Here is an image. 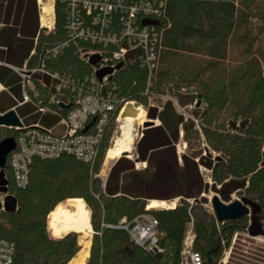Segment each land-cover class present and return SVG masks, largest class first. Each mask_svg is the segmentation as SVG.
Here are the masks:
<instances>
[{
    "label": "trees",
    "instance_id": "1",
    "mask_svg": "<svg viewBox=\"0 0 264 264\" xmlns=\"http://www.w3.org/2000/svg\"><path fill=\"white\" fill-rule=\"evenodd\" d=\"M96 2L113 6L104 37H116L119 47L86 40L68 29L75 5L80 27L99 31L101 24L95 21L104 14L93 6ZM48 5L54 8V29L41 30L27 68H43L71 86L58 94L57 83L51 86L50 78L36 76L38 96L30 95L38 112L46 109L65 117L79 92L93 88L114 110L93 164L66 155L34 158L24 187L15 184L11 168L20 132L0 129V144H14L0 166V195L5 196L0 240L14 245L12 264H69L75 257L70 264H180L190 229L202 264H218L234 237L247 233L250 224L249 217L219 223L205 207L208 199L202 195L209 191L225 203L237 195L255 206L264 231V0H50ZM145 5L157 11H140L136 24L148 31L152 71L145 52L131 50L123 40L124 8ZM120 48L128 52L115 60ZM86 52L102 56L86 58ZM167 96L181 107L194 106L189 113L193 118L180 114L171 99L161 109L151 104ZM126 103L141 106L160 125L143 130L137 141L136 161L145 163L144 169L122 157L103 180L100 173ZM181 139L186 149L179 155ZM199 166L211 171L212 186L202 179ZM176 199L172 209H147L152 200ZM143 214L157 222L160 254L147 252L119 228L123 220L132 222ZM53 218H61L53 221L55 234L71 233L55 237ZM77 233L82 242L93 233L92 244L81 250ZM233 255L228 264H233Z\"/></svg>",
    "mask_w": 264,
    "mask_h": 264
},
{
    "label": "built area",
    "instance_id": "2",
    "mask_svg": "<svg viewBox=\"0 0 264 264\" xmlns=\"http://www.w3.org/2000/svg\"><path fill=\"white\" fill-rule=\"evenodd\" d=\"M93 6L95 8L100 7V10L104 14L102 18H96L95 21L96 24H101L99 31L80 27L82 23L79 22V14L75 11V5L72 6L69 14L68 29L70 32L75 31L78 33L79 37L86 40L91 39L99 43L117 45L118 40L116 37H104V28L108 24L106 15H109L113 11V6L106 3L100 5L97 2L94 3ZM124 9L128 16L121 18L125 25L123 40L128 42L131 50L141 48L145 52L146 62L149 65L148 68L152 71L154 68L152 64L154 58L153 55L148 52L150 42L148 31L140 30L136 24L137 14L140 11H143L145 14L157 13V11H154L150 5H145L144 7L132 6ZM134 43L137 45L134 46ZM117 47H119V45H117ZM127 52V48H120L119 52L114 53L113 58L115 60H121L125 57ZM91 55L102 56L101 53L97 52H86L83 54L86 58H89ZM108 61V59L104 60V62ZM15 71L21 78L24 103L32 101L30 91L34 93L35 97L38 96L34 88L36 76H46L50 78L52 81L51 86L57 83L56 90L58 94L71 86L66 78L51 74L43 68L30 70L25 67L16 69ZM106 80L107 78L104 79V81ZM77 97L78 99L75 101L76 105L71 108L67 116L63 117L57 113H51L46 109H40L39 112L45 115L44 119L42 115L37 124L30 127L22 126V128L18 129L20 135L17 141V151L11 159L14 182L18 187L27 185L29 180V165L34 158L50 160L66 155L72 156L87 164H93L97 160L101 140L108 120V114L114 110V106L111 103L105 102L101 95L96 92L95 88L92 89L91 93L86 92L84 94L83 91H80ZM55 99L56 96H53L51 102H55ZM56 103L61 104L62 101H56ZM53 116H55L56 119L52 118ZM51 119L57 120V123L55 126L48 128ZM90 123L91 125H89ZM64 126L65 128L63 129ZM87 127H89V129L85 132ZM199 170L205 183H211V171L203 166H200ZM2 197L3 200L0 207L4 208L5 196L2 195ZM119 228L125 230L132 242L142 247L147 252L155 255L162 253V250L158 248L159 235L157 231V222L149 214L140 215L132 222L123 220ZM189 238H192L191 241H189ZM194 239L193 231L190 229L184 241L180 264H202L201 255L193 250ZM13 257L14 245L0 240V264H12Z\"/></svg>",
    "mask_w": 264,
    "mask_h": 264
},
{
    "label": "crops",
    "instance_id": "3",
    "mask_svg": "<svg viewBox=\"0 0 264 264\" xmlns=\"http://www.w3.org/2000/svg\"><path fill=\"white\" fill-rule=\"evenodd\" d=\"M44 1L47 9L52 10L48 12L50 13L51 26L43 25L41 17L42 0H0V114L4 115L10 111H14L23 127L37 124L40 120V114L35 101L32 100L29 103L23 102L21 78L15 70L28 67L31 58L35 54L41 30L52 31L54 29V8L51 9L48 5L50 0ZM38 78L44 79L40 76ZM50 84L52 83L50 82ZM148 121L155 122L154 126L160 125L159 121L150 119ZM10 130L19 132L18 129ZM181 141L183 140L181 139ZM136 162L139 163L138 161ZM142 164L146 167L145 163ZM174 201L177 203L178 199ZM55 219L60 218H53L51 221V231L55 237H63L65 234L71 232H66L63 235L55 234L52 228ZM189 239L191 240L192 238Z\"/></svg>",
    "mask_w": 264,
    "mask_h": 264
},
{
    "label": "rangeland",
    "instance_id": "4",
    "mask_svg": "<svg viewBox=\"0 0 264 264\" xmlns=\"http://www.w3.org/2000/svg\"><path fill=\"white\" fill-rule=\"evenodd\" d=\"M42 6H41V17H42L43 25L51 26L52 23H51V19H50V16H49L50 13H48V12H51L52 10L50 11V10L47 9V5H46L44 0H42ZM58 98L61 99V100H67L65 97L62 98L61 95ZM168 99L172 100L173 104L175 105L177 111L180 114H183L186 117H192L193 118V115H189V113H191L194 110V106L181 107L179 101L176 98H169L168 96L167 97H162V98H159V99H157L155 101H152L151 104L153 106L159 107L161 109V107L164 105V103ZM134 104L136 106H138L136 103H134ZM128 105L129 104H126L124 106L123 110L126 109ZM143 110L145 111V119L142 122V124L137 125L135 127V138H134V148L135 149H134V151L132 153H129L126 156H123L125 154V152L122 153V157L128 158L129 160L133 161L135 163V165H136V169H139V170L145 168L144 164L136 162L137 158H136V151H135L136 150L137 141L141 138V132L144 129L143 128L144 123L148 121L147 111L144 108H143ZM122 111H121V113L118 116L117 126H116V129H115L113 138L111 140V145L112 146H114V143H115L116 139L120 136V133H121L119 119H120V117H121V115L123 113ZM39 114H40V118H41L43 114L42 113H39ZM56 123H57V120L51 119L50 123L48 124V128H51V127L55 126ZM64 128H65V126L63 127V129ZM177 149H178V153L180 155L185 152L186 145L184 144L183 141H181L178 144ZM122 157L119 156V158H117L116 161L110 163L108 167L105 166V164H103V168H102L101 173H100V177L103 180H105L108 177V174H109L112 166ZM208 184L210 186H212L213 183L211 181V183L208 182ZM214 196H218V195L215 194L213 191H209V192L205 193V195L203 196L204 198L208 199V203L205 204V207L208 208L212 212H213V210H212L211 200H212V198ZM2 200H3V197H2V195H0V206H1ZM237 200L244 201L243 199H241L237 195H233L231 200H230V202H227V203L223 202V203L228 205V204H231V203H233V202H235ZM175 203H176V201H175ZM251 207L252 206H250V208ZM253 219L255 220V225L250 230V228L252 226V220ZM261 221H262V215H261V213L259 211L256 212L255 214L252 213L251 216L249 217L250 228H248L247 233L239 234V237L237 239H236V237H234L231 248L229 250L225 251L221 261L218 264H228L232 254H234L233 255V260H232L233 264H264V231L261 229ZM250 231L253 234H255L256 236L255 237L250 236ZM78 235H79V244H80V242H82V239H81L82 236H80V234H78ZM92 238H93V235L91 236V240H92ZM85 240H87V239H83V242ZM89 240H90V237H89ZM236 242H238L237 246H236ZM234 246H236L235 250H233ZM234 251H235V253H234ZM258 261H262L263 263H257ZM245 262H247V263H245Z\"/></svg>",
    "mask_w": 264,
    "mask_h": 264
},
{
    "label": "water",
    "instance_id": "5",
    "mask_svg": "<svg viewBox=\"0 0 264 264\" xmlns=\"http://www.w3.org/2000/svg\"><path fill=\"white\" fill-rule=\"evenodd\" d=\"M60 107L63 109L68 108L67 106H64L63 104H60ZM154 125H155V122L147 121L144 123L143 128L148 129L150 127H153ZM22 126L23 125H22L21 121L19 120V118L17 117V115L14 111H10L4 115L0 114V129L1 128L20 129V128H22ZM88 129H89V127L86 128L85 132ZM13 148H14V144H13L12 140H7V141L3 142L2 144H0V166L1 167H3V165H4L5 157ZM206 155H207V152H206ZM202 179H203V177H202ZM211 205H212V210L214 212V215H215V217L219 223L239 221V220L244 219L246 217H250L252 213L255 214L256 212L259 211L255 206H253L252 204H249L245 200L244 201L237 200V201L227 205V204L223 203L218 196H214L212 198ZM250 206H252L251 207L252 209L250 208ZM254 225H255V220L253 219L252 220V226H251L250 230L252 229V227H254ZM69 233H71V232H69ZM69 233H67V234H69ZM74 233H76V232H74ZM67 234H65V235H67ZM92 235H93V233H92ZM250 236L255 237L256 235L250 231ZM86 243H87V240H85L83 242V244H80L81 250ZM91 244H92V240H91Z\"/></svg>",
    "mask_w": 264,
    "mask_h": 264
},
{
    "label": "bare ground",
    "instance_id": "6",
    "mask_svg": "<svg viewBox=\"0 0 264 264\" xmlns=\"http://www.w3.org/2000/svg\"><path fill=\"white\" fill-rule=\"evenodd\" d=\"M126 109H122L123 113L119 119L120 123V136L116 139L114 146H112L108 152V156L105 162V166H109L110 163L122 157V153L125 152V156L134 151V138H135V127L142 124L145 119V111L142 107L136 106L134 103H128ZM123 155V156H124ZM175 207V201H155L149 202L147 209H171ZM189 241H191L189 239ZM91 242L87 239V243ZM83 244V243H82ZM85 246V245H84ZM83 249V248H82Z\"/></svg>",
    "mask_w": 264,
    "mask_h": 264
}]
</instances>
